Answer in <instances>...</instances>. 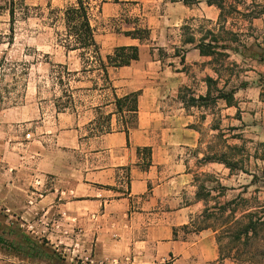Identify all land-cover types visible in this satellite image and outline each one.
<instances>
[{"label": "crops", "instance_id": "obj_1", "mask_svg": "<svg viewBox=\"0 0 264 264\" xmlns=\"http://www.w3.org/2000/svg\"><path fill=\"white\" fill-rule=\"evenodd\" d=\"M55 1L61 9L68 4ZM24 3L52 8L50 0ZM129 3L152 9L150 38L96 36L104 59L117 48L138 47L139 60L109 67L108 82L100 70L107 89L87 111L54 110L51 117L28 98L17 108L0 107V131L31 127L34 136L0 142V206L28 221L32 234L37 229L70 264H230L221 260L216 233L194 228L201 202L188 154L200 156L204 146L197 117L204 106L179 96L181 88L200 85L203 90L193 97L206 96V79L216 80L204 65L211 57L202 56L196 44L171 46V29L188 17L182 3L119 0L103 3L101 15L115 17ZM1 11L0 37L10 32L9 9ZM72 53L77 54L65 51V59ZM132 93H139L138 117L127 138V112H118L115 95ZM37 179L45 186H36Z\"/></svg>", "mask_w": 264, "mask_h": 264}, {"label": "rangeland", "instance_id": "obj_2", "mask_svg": "<svg viewBox=\"0 0 264 264\" xmlns=\"http://www.w3.org/2000/svg\"><path fill=\"white\" fill-rule=\"evenodd\" d=\"M113 1L91 3L98 41L110 33L147 28L152 9L137 3L122 6L115 17L101 15V5ZM16 2L14 35L8 32L0 37V107L17 108L28 98L32 104L41 103L51 117L54 110L84 113L107 86L98 66L87 61L83 65L79 53L65 59L63 12L73 3L68 0L61 9V1L57 6L55 0H50L52 8ZM2 6L9 9L10 0ZM185 12L188 17L182 26L169 33L171 46L193 37L196 44L201 39H206L205 44L215 39L217 46H229L227 51L218 47L204 65L217 81L210 88L212 98L218 96L217 90L234 97L231 107L217 100L197 115L204 146L200 156L198 152L188 155L197 168V194L204 199H198L201 206L194 228L216 233L221 260L264 264V0H229L222 18L220 9L209 7L206 0H199ZM83 67L86 72H82ZM190 87L179 91L186 103L203 90L201 85ZM31 130L9 127L4 133L0 131V142L32 140ZM250 216L257 221L256 232L246 237L242 225ZM27 224L18 213H7L0 206V264H70L47 245L37 229L32 234Z\"/></svg>", "mask_w": 264, "mask_h": 264}, {"label": "trees", "instance_id": "obj_3", "mask_svg": "<svg viewBox=\"0 0 264 264\" xmlns=\"http://www.w3.org/2000/svg\"><path fill=\"white\" fill-rule=\"evenodd\" d=\"M93 0H76V2L68 6L63 12L64 19V38H63V48L67 53L77 52L81 62L85 61L98 66V70H101L104 73V78L108 82V68L109 67H127L130 66L133 62L139 60V48L138 47H121L114 50L113 55L107 56L104 59L101 55V47L98 44L95 36V30L92 26L91 13H92V3ZM119 0H114L115 3H118ZM171 3H182L183 5L189 7L199 3V0H169ZM229 0H206V3L209 7L215 6L221 11V18L224 17L225 6ZM16 0H10V33L11 36L14 35L15 31V12H16ZM2 9V8H0ZM125 36L132 37L141 42H145L150 38V31L146 29H134L130 32H125ZM214 39V38H213ZM206 39H201L198 44H196L195 38H190L184 42L185 45L196 44V48L200 51L202 56L214 57L216 55V50L221 49L227 51L229 46L222 45L217 46L216 40L209 44H205ZM182 62L184 61V56H182ZM59 67L64 68L67 72L68 69L65 66L60 65ZM82 72H86V69L83 67ZM69 74H71L69 72ZM206 83L208 86V92L206 96H199L198 99L191 98L189 104L191 106L201 105L208 106L209 103H216L217 100H223L227 103L229 107L233 106L234 97L231 94H225L223 90H217L218 96L212 98L211 96V86L217 85V81L212 78H207ZM138 97L139 93H132L123 98H118L115 95V104L119 113L124 114L127 112L129 116V122H125L124 132L129 138L130 128L135 127L138 117ZM111 130H108V133ZM144 153L151 157V149L145 148ZM140 153V150H139ZM150 164H147L145 168H148ZM228 167V164L225 163ZM198 199H204L201 194H197ZM256 222L254 221L253 216L248 217V222L244 226V234L246 237L250 233L256 232ZM241 240V237L238 238ZM217 243L219 240L217 239Z\"/></svg>", "mask_w": 264, "mask_h": 264}, {"label": "built area", "instance_id": "obj_4", "mask_svg": "<svg viewBox=\"0 0 264 264\" xmlns=\"http://www.w3.org/2000/svg\"><path fill=\"white\" fill-rule=\"evenodd\" d=\"M27 137L29 138L30 135H27ZM36 186L42 187V182L40 180L36 181Z\"/></svg>", "mask_w": 264, "mask_h": 264}]
</instances>
